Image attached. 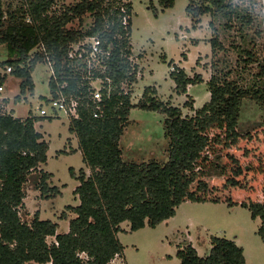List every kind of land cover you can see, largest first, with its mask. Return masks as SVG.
<instances>
[{"label":"trees","instance_id":"obj_1","mask_svg":"<svg viewBox=\"0 0 264 264\" xmlns=\"http://www.w3.org/2000/svg\"><path fill=\"white\" fill-rule=\"evenodd\" d=\"M55 1L20 0L14 9H4L0 0V44H5L8 55L0 65L10 64L11 74L20 79V91L15 95L18 101L26 92L33 94L31 73L35 65L45 57L53 62L57 79L49 78L50 93L55 95L59 85L67 81V85L61 88L63 93L79 98V118H71L68 129L77 138L83 161H88L90 152L102 156L104 185L111 190V196L101 192L96 173L86 175L80 168L76 175L70 168L71 175L78 179L73 192L79 202L66 206L74 213L68 221V230L58 232V223L40 218L38 210L27 220L24 217V184L32 172H39L35 184L40 196L56 197L61 191L58 186L49 184L51 173L40 167L46 162L48 143L35 129L34 123L42 117L31 111L25 117L0 113V264H28L31 261L108 264L115 255H123L124 246L118 238V233L124 230L120 225L122 222L127 221L130 230L146 225L155 227L173 217L181 202L202 199L189 188L193 184L198 153L210 143L207 132L212 126L223 121L224 137L230 143H236L241 137L238 120L232 117L234 112L241 110L237 109L238 106L243 104L236 93L231 96L236 101L229 102L230 106L226 101L221 109L216 107L212 98L198 108L185 101L184 105L193 112L191 115L183 114L182 108L169 100L160 99L154 85L145 86L138 101H132L138 68L132 60V5L129 0H78L70 5H61L59 9L53 8ZM193 1L189 0L184 9L193 26L201 15L216 14V7L226 17L227 24L228 20H237L239 24L249 26L252 21L249 13L236 17L237 6L234 9L228 0H199L195 6ZM157 2L164 10L172 7L175 0ZM212 4L216 6L214 9ZM153 9L156 14V7ZM86 14L91 17V22L84 19ZM124 16L127 18L125 24L122 23ZM74 19L78 20L77 26H68ZM93 35L100 39V47L109 51L103 74L111 80L109 94H104V112L96 118L90 112L88 85L74 68L75 61L67 56L72 43ZM40 43L44 50L36 49L30 53ZM169 77L179 94H186L189 85L201 81L199 74L189 75L178 66H172ZM221 95L226 96L224 90H221ZM134 106L163 114L164 134L168 138L165 162L152 160L137 167L135 160L122 159L120 139ZM233 163L232 176L224 184L237 187L240 186L237 177L242 173V166L236 157H233ZM163 178L171 180V189L160 187ZM201 180L197 182V188L206 189V182ZM131 182L140 192L138 197L126 194ZM240 205L250 211L253 219L259 218L256 232L264 244V201H242ZM60 217L67 218L66 211H62ZM48 236L53 237L49 242ZM183 247L180 252L182 264H246L242 247L224 236L212 237L209 251L203 256L190 243Z\"/></svg>","mask_w":264,"mask_h":264},{"label":"rangeland","instance_id":"obj_2","mask_svg":"<svg viewBox=\"0 0 264 264\" xmlns=\"http://www.w3.org/2000/svg\"><path fill=\"white\" fill-rule=\"evenodd\" d=\"M19 1L1 0L4 9H14ZM77 1L56 0L53 8L59 9L61 5ZM129 1L132 5V60L138 63L139 76L132 87V101H138L145 86L154 85L160 99L169 100L180 106L183 114L191 115L193 112L184 105L185 101L198 108L212 98L216 107L221 109L226 101H236L231 98L236 93L243 104L238 106L237 109L241 110L234 112L232 117L238 120L241 137L236 143H230L224 137L223 121L212 126L207 132L210 143L198 153L193 184L189 188L202 199L181 202L167 223L161 222L155 227L146 225L130 230L127 221L123 222L125 230L118 233L124 246L123 255H115L109 264H182L180 252L186 243L203 256L208 253L214 236H224L241 246L246 264H264V244L256 232L260 220L253 219L250 211L240 205L242 201H264V0H228L233 7L237 6L236 17L241 18V13L252 16L249 26L239 24L237 20H228L227 24L226 17L220 14L215 4L212 8L216 7V14L201 15L199 22L193 26L184 10L189 0H175L172 7L164 10H161L157 0ZM197 1H193V6ZM153 6L157 9L156 14ZM84 19L92 21L87 14ZM77 22L74 19L68 26L75 27ZM7 59L6 46L0 44V61ZM172 66L182 67L189 75L199 74L201 81L189 85L188 94L177 93L169 77ZM50 74L51 69L46 62L39 61L35 65L31 73L33 94L26 92L24 101L12 103L15 116L25 117L29 111L38 116L41 96L51 94ZM19 83L20 79L11 74L4 94L9 97L18 94ZM221 90L226 96H220ZM164 123L162 113L132 107L129 122L120 139L122 159L135 160L137 167L152 160L165 162L168 158V138L164 134ZM34 127L48 143L47 159L40 167L51 173L49 184L58 186L61 193L56 197L40 196L35 184L39 172H32L24 184V217L29 220L38 210L40 218L57 222V231L65 232L69 219L74 216L66 206L79 202L73 192L78 179L71 175L70 168L76 175L80 168L86 175L96 173L101 192L111 196V190L104 185L102 156L90 152L88 161L82 160L77 138L69 131L65 115L51 119L42 117ZM233 157L238 158L242 166V173L237 177L240 186L237 187L224 184L232 176ZM199 180L206 182V189L197 188ZM128 186L127 195H140L134 182ZM160 187L171 189V180L163 178ZM62 211H66L67 218L60 217ZM52 239V236L47 237L48 242ZM180 244L181 247L178 246ZM28 264L48 263L31 261Z\"/></svg>","mask_w":264,"mask_h":264},{"label":"built area","instance_id":"obj_3","mask_svg":"<svg viewBox=\"0 0 264 264\" xmlns=\"http://www.w3.org/2000/svg\"><path fill=\"white\" fill-rule=\"evenodd\" d=\"M126 17L122 19V23H126ZM30 20L29 17L26 18ZM38 50H44L42 43L36 45L30 50V53ZM68 59L75 61L74 68L80 72V79L88 85L90 96V112L93 117H100L104 112V94L107 96L110 91V78L103 73L105 72L106 63L105 60L109 56V51H104L100 47V39L96 36H86L80 41L72 43L68 51ZM50 69V77L54 80L57 79L56 73L53 68V62L48 58H44ZM12 66L10 64L0 65V113H6L12 117H17L13 113L12 103L25 100V95H22L18 101L15 100V94L12 97L4 94L7 80L11 77ZM67 85L65 81L60 88L56 89L55 95L42 99L41 104L37 107L39 117H57L65 115L68 121L71 118L77 119L80 115L81 102L79 98L72 94H64L61 90L62 87ZM125 92L126 87L123 85ZM20 91V87H19ZM43 103L45 105L43 106ZM88 105V104H87ZM29 113V112H28ZM28 115V114H27Z\"/></svg>","mask_w":264,"mask_h":264},{"label":"crops","instance_id":"obj_4","mask_svg":"<svg viewBox=\"0 0 264 264\" xmlns=\"http://www.w3.org/2000/svg\"><path fill=\"white\" fill-rule=\"evenodd\" d=\"M132 51H133V49H132ZM134 63H136V64H138L137 63V61H135ZM137 68H138V66H137ZM137 79H139V76H137ZM137 83V82H136ZM37 122V121H36ZM35 122V123H36ZM35 123H34V126H35ZM41 133V132H40ZM42 134V133H41ZM42 137H43V134H42ZM45 140V139H44ZM123 223V222H122ZM122 223L120 224L121 225V227L125 230V228L122 226ZM162 223H167V219L166 220H164V221H162ZM128 224V223H127ZM160 224V223H159ZM197 250V249H196ZM197 252H198V250H197ZM110 263V262H109ZM108 263V264H109ZM48 264H50V263H48Z\"/></svg>","mask_w":264,"mask_h":264}]
</instances>
